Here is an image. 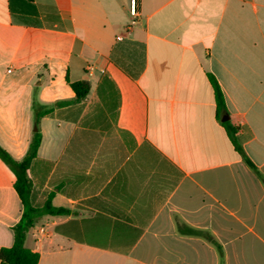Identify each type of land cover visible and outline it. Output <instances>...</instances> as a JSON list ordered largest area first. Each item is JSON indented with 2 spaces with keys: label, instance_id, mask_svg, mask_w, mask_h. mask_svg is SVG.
<instances>
[{
  "label": "crops",
  "instance_id": "crops-1",
  "mask_svg": "<svg viewBox=\"0 0 264 264\" xmlns=\"http://www.w3.org/2000/svg\"><path fill=\"white\" fill-rule=\"evenodd\" d=\"M138 9L132 25L130 0H0V146L22 161L39 133L37 201L70 212L25 246L39 264H264V0ZM15 180L0 160V250L24 212Z\"/></svg>",
  "mask_w": 264,
  "mask_h": 264
},
{
  "label": "trees",
  "instance_id": "trees-1",
  "mask_svg": "<svg viewBox=\"0 0 264 264\" xmlns=\"http://www.w3.org/2000/svg\"><path fill=\"white\" fill-rule=\"evenodd\" d=\"M32 0H22L24 4H29ZM12 8V6H11ZM209 81L214 91L215 102L217 106V116L219 120L222 119L223 115L226 114V104L222 89L213 75H209ZM72 91L76 95V100H84L87 98L90 92V85L87 82H76L70 84ZM42 117L41 114L37 116V123ZM225 127L229 139L234 145L237 152H239L245 161V163L257 172L255 166L245 155L241 145L237 138V129L229 122H222ZM41 143V136L39 133L36 134L35 139L31 143L27 156L22 161H16L11 155L6 152L0 146V160L7 165L15 176V190L19 195L24 212L21 221L14 228V244L10 248H3L0 250V264H39L40 255L36 252L31 251L25 246L27 233L34 228L40 219L45 216L49 217H60L69 215V211L64 208L55 207L53 205L54 193H50L45 196L43 200L37 201V193L34 189L33 183L28 176V171L31 167V163L37 158L39 146ZM206 238L212 243L216 244L211 236L208 234ZM217 248L221 252V247L216 244ZM222 254V252H221Z\"/></svg>",
  "mask_w": 264,
  "mask_h": 264
},
{
  "label": "built area",
  "instance_id": "built-area-1",
  "mask_svg": "<svg viewBox=\"0 0 264 264\" xmlns=\"http://www.w3.org/2000/svg\"><path fill=\"white\" fill-rule=\"evenodd\" d=\"M130 15L132 17L131 24H136L139 18L138 0H130Z\"/></svg>",
  "mask_w": 264,
  "mask_h": 264
},
{
  "label": "water",
  "instance_id": "water-1",
  "mask_svg": "<svg viewBox=\"0 0 264 264\" xmlns=\"http://www.w3.org/2000/svg\"><path fill=\"white\" fill-rule=\"evenodd\" d=\"M228 119H229V118H224L222 121H223V122H226Z\"/></svg>",
  "mask_w": 264,
  "mask_h": 264
}]
</instances>
